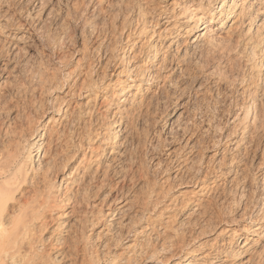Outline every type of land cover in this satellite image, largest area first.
Listing matches in <instances>:
<instances>
[{"label": "rangeland", "instance_id": "374dc122", "mask_svg": "<svg viewBox=\"0 0 264 264\" xmlns=\"http://www.w3.org/2000/svg\"><path fill=\"white\" fill-rule=\"evenodd\" d=\"M40 1L42 3L44 2V0L43 1L42 0H8V1L0 0L1 3L0 21L1 24L3 23L2 26H4V27H0V36L1 34H3L4 31L7 32V34H11L12 37H14L15 35L24 36L25 39L22 42H20L19 45L23 46V48H25V50L29 52L26 58H25V53H26L25 50L22 53V55L24 54L23 56L17 55V57L16 56L14 57V54L10 52L9 55L10 56L12 55V57H10L8 60V58H6L5 56L6 54L5 51L7 50L12 51L13 48V52H14L15 50L13 46L16 41L12 39V37L10 38L8 36V38L4 40V41L7 40V42H5V45H3L4 41L0 43V91L3 92L6 91L5 92L6 95L3 98L5 101L7 100V103L14 104L15 102L18 101L19 102L18 107L22 109L24 105H26L27 101L24 99H20L18 94L15 95V91L16 89H18L17 86L18 87L21 86L19 85L21 84L20 81L24 79V81H22V86L26 85L30 88H34L35 87L34 83L35 85L37 84L35 81L37 80V77L36 78L34 77L37 73L35 71H38V69H40L39 73H41V70L42 73H49L46 70H50L49 77L51 78V82L48 81L47 84H45L46 95L44 94V89H42L41 91L43 93L42 99L46 98L45 100L44 99L42 100L41 105L43 106H41V108L44 106L45 108L42 109L38 108L40 104L37 102L36 105L32 107L31 110L32 115H34L35 117L36 115L43 116L42 113H45L44 114L45 116L41 118V121L45 120L47 122L48 118L52 116V114L57 118H59V116L55 115V112L52 111L53 106L56 103L58 102L62 103V101H63L62 105H64L65 103H69L70 110L66 112L68 113L67 120H69V122L72 123L68 124L67 120H64L63 123L67 122L68 127L71 125L70 128L67 127L68 130L69 131L73 130V132L77 134L75 135V138L72 139V141L71 140L69 141L71 143L67 142L68 143L67 152L71 153L76 149L78 150L80 149V151H82L83 149L82 147L86 148L88 145L91 144L96 148V149L94 148L95 150L94 154L101 153L102 158L104 157L103 159L106 160V164L100 166L99 168L104 170L107 166H109L108 167L109 169L106 168L108 170V175H106L105 177L101 176V178L97 177L94 181L92 180L87 181L86 187L88 186L87 184H89V181L92 182V185L91 183L89 185L90 188H88L89 186L87 188L85 187L87 190L85 189L81 191L82 193H77V191L74 190L77 194L73 193L75 199L72 198V200L70 201L73 203L69 202V204L72 206L68 204L66 207L65 206L63 207L64 209L63 208L60 209L59 213L63 212V213H67L68 215L62 217L63 216L62 214L61 218L59 216L60 219L59 222L62 223V219H63L64 224L61 225L62 227L56 230L55 233L57 234V236H60V238L65 237L64 239L66 241L70 240L68 238H70L71 235H74L75 232L74 230H76L81 226V224H83V220L86 219L85 218L86 216L87 218L90 219L91 216H94V213H96L97 210L99 211L103 203L105 204L107 200L109 201L112 197H115L117 195L119 203L118 204L116 203V205H114V207L111 208L110 210L108 206L103 207L106 210V212L107 211L111 212L113 209L121 207L127 202L129 204H133V207H131L130 210L131 215L129 214L128 216V218L130 219L125 217V219L122 220L128 222V220H131L132 217H134V219L137 218L139 220L137 221L138 223H136L135 227L132 225L133 226L132 229L128 228L129 223H127V225L124 224L125 226L121 224L120 227L119 226L117 227L118 229L115 228V230L109 231L108 234L110 235H107L105 238H102L101 240L97 239L98 241L97 240L92 241V243L95 244L93 246L94 249L101 250L99 245L103 241L109 242L111 240L113 242L115 240L113 243L110 241L109 243L110 245L108 246L109 248L112 245L115 248L114 249L113 247L109 248L110 254H106L105 258L100 263V264H107V262L112 258L113 252L118 251L117 253L120 252L122 254L123 253L122 250L125 247L124 245L132 243V239H134V237L139 236V234L135 235L134 233L135 228H139L140 225L143 224L145 225L146 221H148V218H150V216L155 217L154 210L151 211L150 207H152L151 205H153L156 202L157 198L155 197H157L158 195H162L163 193L164 194L166 193L165 196L164 194L160 196V198L162 197V199H159L160 202L159 206L162 207L165 205L166 202H168L167 201L169 198L168 195L170 197L171 195H175L174 200L176 199L175 202L177 204L176 206L177 208H175V210L172 209L164 210L163 216L160 217L158 216L159 218L157 217L151 218L156 224H159L161 226V229L160 227H156L154 230H152L149 233V236H147V240H146L147 242L145 244L146 245L145 248L149 247L150 245L152 247V244L153 247L159 248L162 246L164 240L169 239L170 236L171 238L174 237V239L172 240L176 239L174 241V244L176 246L170 248L171 252L168 251V253L165 254L166 257L162 253H161L162 255L159 254L157 256L159 257L163 256L164 258H167L173 253H175V255H172V257L170 256L171 258L168 259L169 261L167 262L172 263L181 260L180 264H184L188 261V254H187L188 252L187 253L184 252L185 249L183 248L185 247H182L183 245L182 241H184L185 239V244L191 243V246L193 245L195 247L198 246V244L200 245V243L206 239L208 241V245L205 244L203 245V247L201 246L195 254H198L199 256L205 255L204 263H206L207 261L206 264H223L222 261L226 259V257H228L225 254V249L229 247L231 244L230 236H229L230 232H227L226 229H231L236 227L237 229H239V227L242 226V224L253 222L252 220L256 219V216L258 215L257 214L258 210L262 206L264 201L263 198L264 197L263 196L264 195L263 194L264 193V152H263L264 135H262L264 134V132L260 131L257 134L255 131H253L254 129L251 128L249 125L250 121L252 120L250 118L246 119L244 117L246 110L245 108L248 105H250L249 104L250 100L248 99L247 95L244 93L243 90L244 82L247 83L249 81L248 83H250L252 82V80L256 81V78L255 79L252 78L254 77L252 76L253 70L252 68H250L251 66L247 61V57L243 53V49L245 47L244 42H246L243 33L245 31L246 24H239L237 25L238 27L237 29L235 28V30L231 31V33H228L227 31L228 27L230 25H233L234 22L233 21L231 22V20H227L225 17H222L223 20L225 21L227 20L226 25L220 28L221 23L223 21L221 19L219 20L220 22L218 21L219 24L216 23L212 25V29H213L212 33L214 34L216 39L218 38L217 43L215 44L216 47L213 46V48L209 50V48L202 46L203 48H199L197 52L196 51L193 52L189 58L181 61H178L176 57L172 58V55L174 56L177 54L176 56H178V54L182 52V49L179 50V53H177L176 49H175L176 51L171 50L168 53L170 52L173 53L167 54L168 58L167 57L166 58L168 61L167 60L165 61L166 64L165 69L164 67L163 68L160 67L158 69L159 66L158 64L160 63V60L162 58L161 56H159L158 59H156V61L154 62V64H152V67L150 68L151 69L150 71L152 72L155 71L156 76H154L153 80H151L152 81L151 84H149L148 81L144 82L143 84L144 87L141 91V97H144L143 101L145 102V103L143 102V113H144L142 114L143 117L141 116L142 118L141 117L139 118V120L137 121L138 123L136 122L137 125L134 124L135 128L133 129L134 131L132 130L133 132H129L128 130H125L126 132L125 131L121 132L123 134L121 133L119 134L115 147L112 148V150L110 146L108 148L106 147V149L108 150L105 149L104 151L102 149H97V146L99 145L100 141H102L101 140L103 138L102 133H104L106 129L105 125L110 121V119L104 118L105 117L104 114L107 111L106 110V106L108 105L107 100L108 101L110 100L109 99L110 97L108 96V91L110 90L112 91L113 89V87H111L109 83L110 82L114 83V80L118 76L117 74L122 69V67H124V64L125 66L127 65L126 62L123 63L119 61L120 60L119 57L121 53L124 51L125 47L127 49H130L129 46L132 44L134 40H136V42L138 43L135 45V48L131 52L127 53L128 56L134 55L135 52L145 47L144 44L145 39L144 38L141 39L138 37V34L133 33L135 25L137 24L136 19L138 17V12L139 10H141L139 8L141 7L142 10L149 12L146 15V17L148 18L157 15L156 13L159 12L158 8L162 6H168L166 8H169V11L171 12L170 14L174 15L175 13L181 12L182 7L189 6V4L198 2L199 0L196 1L176 0L177 2L175 3V5H173L172 3L175 0H153V1L152 0H134V1L133 0L130 1L129 0H61V1L46 0L43 3V5H40L42 4ZM7 2H9V4ZM98 2L100 3L101 6L97 7L96 4L99 5ZM153 6H155L154 9L149 8ZM52 7L54 8L53 10H51ZM92 9L96 12L97 15H94L95 12ZM100 9L103 10L102 14L100 12ZM50 10L52 11V13L51 15L50 14L48 15ZM82 10H84L85 13ZM97 12H99V15ZM8 16H10V20L12 23L6 24L7 19H9ZM91 16L93 17L95 16V18ZM87 17L89 23H87L88 22ZM124 17L125 19H123ZM85 19L87 21H85ZM258 22L260 23L261 21H256L255 25L259 24ZM90 24L93 25L91 26ZM164 27L165 24H160V25L150 24V31L154 29L156 31H161L164 29ZM2 28L4 29V31H2L3 30ZM64 31L65 34L68 33L67 36L65 35L66 39H64L66 44L64 41H62L61 44L60 42L57 43L52 42V40L50 39L52 38L51 34H53V36L60 37L62 33L64 34ZM39 33L41 35H39ZM184 34L185 31L183 32L181 31L180 37L184 39L183 41L187 39L186 35ZM129 36L130 38H128ZM156 37L157 36L153 37V40L154 39L157 40L158 38ZM193 37H195V33L189 37V40H192ZM11 40H14V42L13 41L11 42ZM242 40L244 41L242 42ZM102 41L108 44V46L109 45L110 46L109 48L107 47V49L103 48L101 49V51H98L99 50L98 47ZM111 41L112 43H110ZM251 43L250 41L248 42L247 45L248 47L246 46L247 49L253 46ZM8 44L10 45V49H7L9 48ZM181 44L180 46L181 48H183V46H185L184 42L182 44L183 46ZM95 46L97 49H95ZM139 55L135 57L136 59L133 58L131 61H135L139 59L140 61H142L145 58L143 52L140 53ZM63 56L66 58H63ZM24 62L26 63V65ZM90 62L92 63L90 64ZM89 64L92 66L89 67ZM39 66L41 67L39 68ZM30 69L32 70L30 71ZM69 71L73 72L72 74L74 73L75 74L72 75L73 80H71L72 78L71 79L67 78L66 81V79L64 78L66 77L65 76L66 73ZM262 71H264V67ZM33 73L34 76H32ZM77 73L80 75H78ZM7 74L8 75L10 74L11 77L10 76L8 77ZM26 75L29 78H27ZM37 75L39 74L37 73ZM13 79H15L16 81L15 80L13 81ZM52 79L55 82V84L52 81ZM85 79L91 83L89 87H82V85L80 84L82 83V80L84 81ZM92 79L98 81L97 86H95L90 81ZM11 80L16 85L13 82H11ZM25 81L26 83L29 82L30 84L23 83ZM257 82H260V85L262 86L261 92L263 93L264 77L261 78L260 81L257 80ZM51 83L57 85V87L55 86L56 88H53L52 91L49 88L50 86L53 85ZM10 85H12V87ZM80 85L81 88L83 89L80 88ZM13 86L15 89L13 88ZM47 86L49 87L47 88ZM12 90L14 91L13 93L11 92ZM261 92L258 98V105L260 104V107H261V102H263L264 99V97L260 98L264 95V93L262 94ZM95 96L96 99H94ZM8 97L9 100L13 102L8 101ZM18 107L14 108L15 109L14 111H17ZM35 107L37 108V110L34 109ZM88 107H90L92 110L91 109L87 110ZM43 109L47 111L43 112ZM72 110L74 112L70 113V111ZM106 120H108V122ZM123 122L125 123L123 124ZM73 123L75 124L74 126ZM126 123H131V120L123 119L121 123L118 122L115 125H118L116 126V128L120 129L121 127L124 128ZM85 127L88 129H86ZM185 130L187 131L185 132ZM237 140L238 141L241 140L243 142L241 143L243 145H241L240 148L238 149L237 146L235 145L238 142ZM80 145H82V147H80ZM88 151H90V149H87V152ZM103 151L104 153H102ZM177 155L180 159L181 158L183 159L180 160L179 158H177ZM230 161L231 163L235 161L233 164H230L232 166L228 165ZM90 163L92 164H89V166L87 163L85 164L87 168H91V167L93 168V169L91 168V170L88 169L89 172L93 171L94 168L97 167L95 158ZM218 163L220 164V166ZM225 163H227V165H224ZM180 164L181 165L184 164V166H181ZM188 165L190 166L193 165L194 167L192 168L194 169L191 170L192 168L191 169L188 168L189 167ZM217 166L221 168L219 169ZM230 167H232V171L229 172L227 168ZM198 169L201 171L198 172ZM213 169L215 171H218V173H220L219 170L221 169L228 172L219 179L217 184L218 186L212 185L214 186L213 187L214 189L212 191L213 193H209L206 196H204V202H205L204 205L206 206H203V208H206L205 209L206 211L208 210L207 214L206 213H203L202 215L198 214L195 218L187 216L188 212H186L185 203H182L186 197L182 194V191H185L191 187L190 185L192 184H190L191 182L188 181L192 180L194 174H197L196 172H198L199 176L204 177L210 170L213 171ZM78 175L76 174L75 178H78L80 176ZM124 176L126 177L124 178ZM104 180L106 182H103ZM97 185H99V188ZM120 186L122 187V192H120L121 191ZM76 188L77 186L75 187V189ZM63 189H65V187H63ZM88 190L90 193L87 192ZM89 195H91V198H89L90 197ZM163 196L165 198H163ZM78 197L79 199H77ZM80 199L83 200L81 201ZM163 199L165 202L163 201ZM74 203H77L78 204L77 206H80L81 209L80 207H78V209L76 208V211H74L73 210V206L75 205ZM144 204L145 205L147 204L148 206H142ZM82 205L84 206L86 205L87 207L85 206L86 207L85 208L83 206L84 207L83 208ZM182 205L185 207H183ZM141 206L144 208H141ZM82 209L85 213L82 211ZM140 209H144L143 211L145 213L142 212V210L140 211ZM246 210H249L248 212L250 214ZM174 211H176L177 215L179 216L178 217L176 216V219L172 218L171 221L173 222L168 221V223H166L165 222V219L167 220L166 216ZM202 211L204 212V209ZM245 211L248 213L247 215H245ZM185 212L186 215L184 216L182 215L181 217V213L183 214ZM216 212H218L219 214H216ZM79 213L82 215H78ZM73 214L75 215L73 216ZM140 214L142 216L144 215V217H142ZM76 215H78L79 218L74 219L77 217ZM184 217H186L187 219ZM80 219L82 223L79 221ZM140 219L142 220L140 221ZM51 220H50V224L48 225L49 227L46 229L45 237L49 236L48 235L50 234L49 231H52L54 225L56 226L57 224L55 220H54L55 222ZM73 220L75 226L73 225L74 223L72 224V226L70 225V223L73 222ZM75 220H77V222H75ZM78 221L79 224L81 223L80 225L78 224ZM76 223L78 224L77 227H76ZM169 223L172 224L171 227L169 226L170 225ZM182 223L185 225H183ZM207 224H208V228H206ZM68 226L70 228L75 227V229H72L73 234L70 233L71 230L68 228ZM164 226L166 227V230L164 229ZM209 226H211V228ZM98 227L99 226H96V228L94 227V229H92L93 232L95 231L97 232V230L99 231L100 229ZM225 227L226 229L221 234H219L221 229ZM205 228L209 230L206 234H199V235L197 234L203 231V229ZM66 229L69 230L66 231ZM127 229H129L128 232ZM174 229H176V231H174ZM181 233L184 234V236L182 235L183 237L181 236ZM238 233L240 236L237 237L240 238V242L238 243L239 245L232 244V247H234L235 250L238 249L240 251H242L245 248L246 249L249 248V249L248 251L243 252L241 255L229 259L232 262H234V264H264V236L260 235L264 233V231L261 232L260 230L258 231L257 234L250 232L244 234L242 233L241 230H239ZM196 234L199 236L197 239L195 238L197 236ZM200 235H204V236H200ZM148 237H150V241L148 240ZM171 238L169 240H171ZM119 239L121 240L120 243H119ZM246 239L248 244L243 248L242 243H244ZM206 240L205 242H207ZM148 241L150 242V244H148L149 243ZM67 245L68 244L63 245L64 248H67L68 247ZM96 246L97 248H95ZM106 249L105 251L103 250L105 253L106 251H108V249L107 250ZM216 251H218L219 253ZM142 254L144 253L137 255L138 258L139 257L142 258L143 256ZM180 256L182 257L183 260L181 259ZM143 257H146V255ZM144 259L145 258L138 259L139 263L140 264L149 263L148 261L150 260H147L145 263L143 261ZM69 262H72L71 256H68V260L64 264H69Z\"/></svg>", "mask_w": 264, "mask_h": 264}, {"label": "bare ground", "instance_id": "6f19581e", "mask_svg": "<svg viewBox=\"0 0 264 264\" xmlns=\"http://www.w3.org/2000/svg\"><path fill=\"white\" fill-rule=\"evenodd\" d=\"M45 1L46 0H44V2ZM194 1H196V0H194ZM176 2H177L176 0L173 1L172 2L173 5H175ZM7 3L9 4V2H7ZM43 3L40 4V5H43ZM88 3H89V1H88ZM133 4H134V2H133ZM96 6L98 7V6H101V5L99 3V5L96 4ZM154 7L155 6L149 7V8L154 9ZM166 7H168V6H162V7L158 8L159 12L156 13L157 15L152 16L151 18L146 17L147 13H149L148 11L142 10L141 7L139 8L141 10H139V12H138V17L136 19L137 20V24L135 25L133 33L138 34L139 38H141V39L144 38L145 39L144 40L145 47L142 46L143 48H141V50L135 52L134 55L128 56L127 53L131 52L135 48V45L138 43V42H136V40H134V41L131 40L133 42L129 46L130 49H127L125 47L124 51L121 53V55L119 57L120 58L119 61H121L123 63L126 62L127 65L125 66V64H124V67H122V69L117 74L118 76L114 80V83H111V82H110L111 84L109 83V85L111 87H113V89H112V91L111 90L108 91V96L110 97L109 98L110 100L109 101L107 100V104L108 105L106 106V110L107 111L104 114V116H105L104 118L105 119L108 118V119H110V121L108 122V120H106L108 123L106 124L107 126L105 125L106 129H105L104 133H102L103 138L101 139L102 141H100L99 145L97 146V149H102V150L105 151L106 147L108 148L110 146L111 150H112V148L115 147L117 138H118V136H119V134L121 132H123L125 130H128L129 132H133L134 131L133 130L135 128L134 124H136V122L139 120V118L142 116V114H144L143 113V102H144L143 100H144V97H141V91H142V89L144 87L143 84H144V82H147V81H148L149 84H151L152 83L151 80H153L154 76H156L155 71L154 72L150 71L151 70L150 68L152 67V64H154L156 59H158L159 56L162 57L161 60H160V63L158 64L159 65L158 69L160 67H162V68L164 67V69H165L166 68L165 67V65H166L165 61L168 58L167 54L173 53V52L168 53L171 50L174 51L176 49L177 53H179V50L182 49V52L180 54H178V56H176L177 54L174 55V56L172 55V58L176 57V59L178 61H181V60H185V59L189 58L193 52H195V51L197 52V50L199 48H203L202 46H205V47L209 48V50L212 49L213 46L216 47L215 44L217 43L218 38L216 39V37L212 33L213 32L212 25L216 24V23L219 24V22H220L219 20L220 19L223 20L222 17H225L227 20H231V22L232 21L234 22V24L232 23L233 25H230L228 27V30H227L228 33H231V31L235 30V28L237 29L238 28L237 25L246 24V28H245V31L243 33V36H245L244 38H245V41H246V42H244L245 47L243 49V53L247 57V61L249 62L250 66H251L250 68H252V70H253V75L252 74L251 75L254 76V77H252V78H254V79L256 78V81L252 80V82H250V83H248L249 81L248 82L246 81L247 83L244 82V89L243 90H244V93L247 95L248 99L250 100L249 101L250 105H248L245 108L246 110H245V116L244 117L246 119L250 118L252 120V121H250L249 125H250L251 128L254 129L253 131H255L257 134L260 131L264 132V103H263L264 99H263V102H261V107H260V104L258 105V98L260 96V92L262 90L261 89L262 86L260 85V82H257V80L260 81V79L264 77V73H263L264 71H262L263 67H264V0H199L198 2H194V3L189 4V6L182 7L181 12H178V13H175V14L173 13L174 15H171L170 14L171 12L169 11V8H166ZM96 8H94V9H96ZM127 8H129V7H127ZM53 9L54 8L52 7L51 10H53ZM51 10L49 11L48 15L49 14L51 15V13H52ZM7 11H9V10H7ZM82 11L84 12V10H82ZM125 11H126V8H125ZM100 12L102 14L103 10L100 9ZM97 13L99 15V12H97ZM94 15H97L96 12H95ZM8 17H9V19H7L6 24L12 23L11 20H10V16H8ZM78 17H79V15H78ZM91 17H93V16H91ZM93 18H95V16ZM123 19H125V17ZM87 20H88V17H87ZM87 20L85 19V21H87ZM227 20L226 21L225 20L222 21L220 28H222V26L226 25ZM256 21H261V22L260 23L258 22L259 24L255 25ZM83 22H84V20H83ZM92 22H94V21H92ZM87 23H89V20H88ZM0 24H1V21H0ZM2 24L0 25V27H4V26H2ZM85 24H86V22H85ZM150 24H156V25L165 24V27L161 31H156L155 29L150 31ZM121 25H123V24H121ZM62 30H63V28H62ZM2 31H4V29ZM181 31L182 32L185 31L184 35H186V38H187L185 41H183L184 39L182 37H180L182 35V34L180 35ZM4 32L0 36V43H2L5 39H7L8 36L10 38L12 37L11 34H7V32H5V33ZM130 33H129V35H130ZM194 33H195V37H193L192 40H189V37L192 36ZM50 34H51V32H50ZM67 34L68 33L65 34V31H64V34L62 33L61 36H60V33H59L60 37H58V36L56 37V36H53V34H51L52 38H50V39L54 43L60 42V44H61V42L64 41V39H66ZM5 35H6V37H5ZM39 35H41V34L39 33ZM154 35L157 36L156 37V38H158L157 40H155V39L153 40V37H155ZM47 38H48V35H47ZM128 38H130V36ZM12 39H14L16 41L14 46H13L15 51L13 52V48H12V51H10V50L5 51L6 52L5 56H6V58H8V60H9L10 57H12V55L11 56L9 55L10 52H12L14 54V57L15 56L17 57V55H22V53L25 50V48H23V46L19 45V43L22 42L25 39L24 36L15 35L14 37H12ZM104 39H105V37H104ZM14 40H11V42L12 41L14 42ZM243 41L244 40H242V42ZM247 41L248 42L250 41V43L253 42V43H251L253 46L249 47L248 49H247V47H248L247 46L248 45ZM5 42H7V40L4 41L3 45H5ZM183 42H184L185 46L182 45ZM110 43H112V41ZM65 44H66V42H65ZM180 44L183 46V48H181ZM109 46H108V44H106L105 42L102 41L100 43L99 47L97 46L98 49H99L98 51H101V49H103V48L107 49V47L109 48ZM53 47H55V46H53ZM7 49H10V45H9V48H7ZM95 49H97L96 46H95ZM94 50H92V51H94ZM25 52H26L25 53V58H26V56H27V54H29V52H27L26 50H25ZM142 52H143V54L145 56V58L142 61H140V59L139 60H135V61H131L133 58L137 57ZM60 58H62V57H60ZM63 58H66V57L63 56ZM91 63L92 62H90V64ZM90 64H89V67L92 66ZM25 65H26V63H25ZM6 67H7V65H6ZM40 67L41 66H39V68ZM31 70L32 69H30V71ZM39 71H40V69H38V71H35L39 75H37V73H36L35 76H34V73L32 74V76H34L35 78L37 77V80L34 79L36 81V83H37L36 85L34 83V86H35L34 88H30V87H28V86H26L24 84H23L24 86H22V81H24V79H22L20 81L21 84H19V85H21V86H19V87L17 86L18 89H16L17 93L15 91V95L18 94L20 99H24V100L27 101L26 105L23 104L24 107L22 109L18 107V105H19L18 101L15 102L16 104L15 103L14 104L13 103L12 104L7 103V100L5 101L4 98H3L6 95L5 94L6 91L5 90H4L5 92L0 91V264H64L65 262H67L68 256H71V258H72V262H69V264H71V263L72 264H100L102 262V260L105 258L106 254H110L109 248L113 247V249H114L115 247L111 245V247L108 248V246L110 245L109 243H110L111 240L109 242H104L103 241L99 245L102 251L101 250H95L94 247H93L95 244L92 243V241L93 240L95 241L97 239L101 240L102 238H105L107 235H110V234H108L109 231L115 230V228L118 229L117 227L118 226L120 227L121 224L123 226H125L124 224L127 225V223H129L128 228L132 229V227L133 226L135 227L136 223H138L137 221L139 219H137V218L134 219V217H132L131 220H128V219H130V218H128V216L131 213L130 210H131V207H133V204H129L127 202L124 205H122L121 207L113 209L111 212L110 211L106 212V210L103 207L108 206V208L110 210L111 208L114 207V205H116V203L117 204L119 203L118 202V197L116 195L115 197H112L109 201L107 200V202L105 204L102 202L104 205L102 204V206L99 209V211L97 210V212L94 213V216H91V217L89 216L90 219L87 218V216H86L85 217L86 219L83 220V224H81L82 221L80 219L79 221L81 222L80 223L81 226L79 228H77L76 230H74L75 231L74 235H71L70 233L73 234V232H72L73 230L72 229H75V227L74 228H70L72 226V224L74 223V220H73V222L70 223L71 226L70 225H69L70 227L68 226V228L71 230V232L70 233L68 232V233L71 236H70V238H68V236H67V238L70 239V240L66 241L64 239L65 237L64 238L63 237L60 238V236H57V234L55 233L56 230L58 228L62 227L61 225L64 224L63 219H62V223L59 222L60 221L59 216L61 218L62 214H63L62 217H65L66 215H68L67 213H63V212L59 213L60 209L63 208L64 206L66 207L69 204V202L72 200V198L75 199V196H74V194L76 193L75 191H77V193H82L81 191L85 190L90 185V183L92 185V182L89 181V184H87L88 186L86 187V183H87L88 180L94 181L97 177L101 178V176L105 177L106 175H108V170L106 168L109 167V166H107L109 161H108V163L106 165L107 167L104 170L99 168L100 166L106 164V160L103 159L104 157L102 158L101 153L94 154L95 146H92L91 144L88 145L86 148H84V147H82V145H80V147L83 148L82 151H80V149L79 150L76 149L75 151H73L71 153L67 152V150H68V143L67 142H69L70 140L72 141V139H74L75 135L77 134V133L75 134V132H73V130L72 131L68 130V128H70L71 125L69 127L67 125L72 123V122L70 123L69 120H67V116H68L67 114L68 113H66V112L70 110L69 109V103H65L64 102L65 104L62 105L63 101H62V103L61 102L59 103L57 101L59 104L56 103L53 106V110L52 111H54L55 115H58L59 118H57L56 116H54L52 114V116H50L48 118L47 122L45 120L41 121V118L43 116H45L44 115L45 113H42V111H41V113L43 114V116L42 115H40V116L36 115V113H35L36 117L34 115H32V111H31L32 107H34L37 102L40 104V106L38 108H41V106H43V105H41V103H42V100L44 98L42 99L43 93L41 91H42V89H44V94H45V87H46L45 84H47L48 81L51 82V78L49 77L50 70H46L49 73H42V70H41V73H39ZM159 72H160V70H159ZM72 73L73 72H70V71L67 72L66 75H65L66 77L65 78L63 77V78L66 79V81H67V78L71 79L72 75L75 74V73L74 74H72ZM10 74L9 75L7 74V76L9 77ZM27 75H26V77H27ZM51 75H52V73H51ZM78 75H80V74H78ZM30 76H31V74H30ZM51 77H53V76H51ZM59 77H61V76H59ZM27 78H29V77H27ZM14 80L15 79H13V81ZM71 80H73V78ZM85 80L84 81L82 80V83H80V84L82 85V87H89L91 85V83L88 82L87 80L86 81ZM5 81H6V79H5ZM13 81L11 80V82H13ZM52 81H53V79H52ZM90 81L95 86H97L98 81H96L94 79H92ZM32 82H34V81H32ZM23 83H26V81L23 82ZM27 83H29V82H27ZM17 84H18V81H17ZM51 84H53V83H51ZM54 84H55V82H54ZM54 84L52 86H50V87L47 86V88L49 87L51 89V91H52L53 88L57 87V85H54ZM32 85H31V87H32ZM81 85H80V88H81ZM10 86L12 87V85H10ZM13 88H14V86H13ZM81 89H83V88H81ZM11 92L13 93L14 91L12 90ZM242 95H243V93H242ZM9 96H10V94H9ZM263 97H264V95L262 97H260V98H263ZM94 99H96V96L94 97ZM8 101H10L9 97H8ZM10 102H13V101H10ZM43 104H44V102H43ZM15 106L18 107L17 111H14L15 110L14 108H16ZM42 108H45V106L42 107ZM34 109L37 110L36 107ZM89 109H91V108L88 107L87 110H89ZM73 110L70 111V113L74 112ZM45 111H47V110L43 109V112H45ZM78 116H79V114H78ZM105 119H103V120H105ZM123 119L131 120V123H126L124 128L121 127L120 129H117L116 126H118V125H115V124H117L118 122L121 123ZM64 120H67L68 124H67V122L63 123ZM74 122H75V120H74ZM124 123L125 122H123V124ZM74 125L75 124L73 123V126ZM136 128H137V126H136ZM86 129H88V128H86ZM186 131L187 130H185V132ZM69 132H71V133H69ZM93 132H95V131H93ZM79 133H80V131H79ZM244 133H246V132H244ZM121 134H123V133H121ZM262 135H264V134H262ZM69 143H71V142H69ZM241 143H243V142L241 140H239L235 144L237 146V149L240 148L241 145H243ZM83 146H85V145H83ZM184 147H186V146H184ZM87 149H90V151L87 152ZM263 149H264V147H263ZM106 150H108V149H106ZM104 151L102 153H104ZM173 152H174V150H173ZM99 156H101V157H99ZM94 158H95V161L97 163L96 164L97 167L94 168L93 171L89 172L88 169L91 170L92 167L90 166L91 168H87L85 166V164L87 163L88 166H89V164H92L90 162H92ZM177 158H179L178 155H177ZM182 159L183 158H181L180 160H182ZM231 161H230V163H228L229 166H232L230 164H233L235 162V161H233L231 163ZM94 164H93V166H94ZM141 164H142V162H141ZM224 165H227V163H225ZM133 166H134V164H133ZM140 166H142V165H140ZM181 166H184V164L181 165ZM188 166H189L188 168H190V169L192 167H194L193 165H191V166L188 165ZM219 166H220V164H219ZM126 169H128V168H126ZM140 169H142V168H140ZM193 169L194 168H192L191 170H193ZM187 170H189V169H187ZM227 170L229 172L232 171V167L227 168ZM200 171L201 170L198 169V172H200ZM228 171H225V170L221 169V170H219L220 173H218V171H215L213 169V171L210 170L204 177L199 176L198 172H196L197 174H194V176H193L194 179L192 178V180H190V181L187 180L188 182H191L190 184H192V185H190V184L189 185L191 187L193 186L192 188L190 187L189 189H187L185 191H182V194L186 197L183 200L182 203H185L186 212H188L187 216L195 218L198 214H201V215L203 213L207 214L208 210L206 211L205 210L206 208H203V206H206V205H204V203H205L204 202V196H206L209 193H213L212 191L214 189L213 188L214 186H212V185H217L219 179L224 174H226ZM114 172H116V171H114ZM76 174L77 175L79 174L80 176L78 175L79 177L75 178ZM207 176H209V177H207ZM125 177L126 176H124V178ZM103 182H106V181L104 180ZM99 185H100V183H99ZM99 185H97L98 188H99ZM76 186H77V188L75 189ZM63 187H65V189H63ZM88 188H90V186ZM100 191H101V189H100ZM87 192H89V190ZM120 192H122V187H121V191ZM228 193H230V192H228ZM165 194H164V196H165ZM95 195H98V194H95ZM162 195H158L159 197L158 196L155 197V198H157V200H156V202L153 205H151L152 207H150L151 211L154 210V216L157 217V218H159L160 216H163L164 210H171V209L175 210V208H177L176 207L177 204L175 202L176 199L174 200L175 195H171V197L168 195L169 198H168V200L166 199L168 202H166L165 205L161 204V205H164V206L160 207L159 206V203H160L159 199H162V197L160 198V196H162ZM89 196H90L89 198H91V195H89ZM139 196H142V195H139ZM164 196H163V198H165ZM143 197H145V196H143ZM77 199H79V197ZM121 199H122V197H121ZM80 200L82 201L83 199H80ZM94 200H95V198H94ZM73 201H75V200H73ZM163 201H164V199H163ZM70 203H73V202H70ZM81 203H83V202H81ZM74 204L76 206L75 205L73 206V210L76 211V208L78 209V207H80V206H77L78 205L77 203H74ZM83 204H85V203H83ZM70 206H72V205H70ZM83 206L84 205H82V207ZM88 206H89V204H88ZM142 206H148V205L144 204ZM142 206H141V208H144ZM185 206H183V207H185ZM80 209H81V207H80ZM203 209H204V212L202 211ZM255 209H256V207H255ZM141 210H142V212H144L143 211L144 209H140V211ZM82 211H83V209H82ZM151 211H150V213H151ZM246 211L248 212L249 210H246ZM246 211H245V215H247L249 213V212L247 213ZM186 212L183 213V214L181 213V217H182V215L183 216L186 215ZM216 214H219V213L216 212ZM257 214L258 215L256 216V219L252 220L253 222H250V223H247V224H242V226H240L239 229H237V227L236 228H231V229H226V227H225V228L221 229L219 234H221L225 229L227 230V232H230L229 236H230V241H231L230 246L227 247V248L225 247L226 249L224 248L225 249V254L228 257H226V259H224L222 261L223 264H234V262H232L229 258H234V257H236L238 255H241L243 252H246L249 249V248H247V249L245 248L242 251H240L238 249L235 250L234 247H232V244L233 245L234 244L239 245L238 243L240 242V238H237L239 236V233H238L239 230H241L242 233H244V234L248 233V232L257 234L258 231H260V230H261V232L264 231V201H263L262 206L259 208ZM74 215L75 214H73V216ZM78 215H82V214L79 213ZM78 215H76L77 216L76 218H74V217L73 218L74 219L79 218ZM83 215H85V214H83ZM134 216H136V215H134ZM147 216H145V217H147ZM176 216L177 217L179 216V215H177L176 211H174L172 213H169L166 216L167 220L165 219V222L166 223H168V221L170 222L172 220V218L176 219ZM216 216H218V215H216ZM125 217L128 218L127 219L128 222L125 221V220H124L125 221L124 222L122 220V219H125ZM142 217H144V215ZM155 217H151L150 216V218H148V221L145 220L146 224L145 225L144 224L140 225V227H139L141 229L135 228L134 229V233H135V235L139 234V236L138 237H134V239H132V243L124 245L125 247L122 250L123 251L122 254L120 252H119L120 254L117 253L118 251L117 252H113L112 253L113 256L107 262V264H140L138 259H142V258H145L143 260L145 263H146L147 260H150V261H148L149 263H146V264H168L169 263V262H167V261H169L168 259H170L172 257V255H175V253L172 252L173 254L170 255L171 257L169 256L167 258H164L163 256L159 257L157 255H159L161 253L165 255V254L168 253V251L171 252L170 248H172L173 246H176L174 244V241L176 239L172 240V239H174L173 236H172L173 238H171V236H170L171 240H169L170 238L168 236L167 237L169 239H166V240L163 239L164 242L162 241L163 242L162 246L159 247V248L153 247V244H152L153 248L151 247V245L149 247L145 248L146 247L145 244L147 242L146 241L147 240V236H149V233L152 230H154L156 227H160V229H161V226L159 224H156L151 219V218H155ZM186 217H184V218H186ZM81 218H82V216H81ZM142 219H140V221ZM50 220L53 221V222L56 221L57 224L55 223L56 226L54 225L53 230L49 231L50 232V234H48L49 236L46 235L47 237H45L46 229L49 227L48 225L50 224ZM79 221H78V224H79ZM181 221H183V220H181ZM75 222H77V220H75ZM171 222H173V221H171ZM195 222H196V219H195ZM216 223H218V222H216ZM78 224L76 223V227L78 226ZM73 225L75 226V223ZM177 225H178V223H177ZM183 225H185V224H183ZM96 226H99L98 228L100 230L99 231L97 230V232L96 231L93 232L92 229H94V227L96 228ZM169 226L171 227L172 224H170ZM178 227H179V225H178ZM209 227L211 228V226H209ZM183 228H185V227H183ZM206 228H208V224H207ZM206 228L203 229V231H201L202 233L199 232L197 234L198 235L199 234H206L209 231ZM129 229H127V232H128ZM164 229L166 230L165 226H164ZM180 229H182V228H180ZM63 230H64V228H63ZM63 230H61V231H63ZM68 230L66 229V231H68ZM174 231H176V229H174ZM130 232H131V230H130ZM130 232H129V234H130ZM180 232H183V231H180ZM63 233H65V232H63ZM68 233H66V234H68ZM182 235L184 236L183 233H181V236ZM198 235L196 237L195 236H193V237H195L197 239L199 237ZM260 235L264 236V233H262ZM200 236H204V235H200ZM117 237H119V236H117ZM175 238H176V235H175ZM179 238H180V236H179ZM179 238H177V239H179ZM120 239H122V238H120ZM120 239H119V243L121 241ZM148 240L150 241V237H148ZM205 240L203 242H201L200 245L198 244V246H195V247L193 245L191 246V243L185 244V239H184V241H182L183 242L182 247H185V248H183V249H185L184 252H186V253L188 252L187 253L188 254V261H187L188 263L187 262L186 263L183 262L184 264H203L204 263L205 255L204 256H199L198 254H195V253L197 252V250L201 246L203 247V245H205V244L208 245V241L206 240L207 242H205ZM66 244H68L67 245L68 247L64 248L63 245H66ZM148 244H150V242ZM178 244H180V243H178ZM242 244L241 245H242L243 248L245 246H247V244H248L247 243V239ZM143 245H144V247H143ZM156 245H158V244H156ZM95 248H97V246ZM106 248L108 249L109 252L106 251V253H105L104 251H105ZM216 252H218V251H216ZM141 253H144L142 255L143 256L146 255V257L142 256V258L141 257L138 258L137 255H140ZM165 257H166V255H165ZM181 259H182V257H181ZM153 260H155V261H153ZM180 261L178 260V261H175V262H172V263H169V264H180L181 263ZM104 263H106V262H104ZM206 263H207V261H206ZM206 263H204V264H206Z\"/></svg>", "mask_w": 264, "mask_h": 264}]
</instances>
